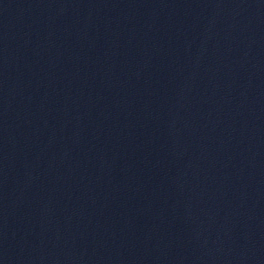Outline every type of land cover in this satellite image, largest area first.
<instances>
[{
  "label": "water",
  "instance_id": "1",
  "mask_svg": "<svg viewBox=\"0 0 264 264\" xmlns=\"http://www.w3.org/2000/svg\"><path fill=\"white\" fill-rule=\"evenodd\" d=\"M0 264H264V0H0Z\"/></svg>",
  "mask_w": 264,
  "mask_h": 264
}]
</instances>
